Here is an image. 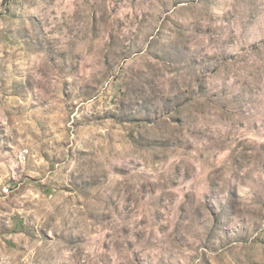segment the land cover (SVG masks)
Instances as JSON below:
<instances>
[{"label": "rangeland", "instance_id": "obj_1", "mask_svg": "<svg viewBox=\"0 0 264 264\" xmlns=\"http://www.w3.org/2000/svg\"><path fill=\"white\" fill-rule=\"evenodd\" d=\"M0 264H264V0H0Z\"/></svg>", "mask_w": 264, "mask_h": 264}]
</instances>
